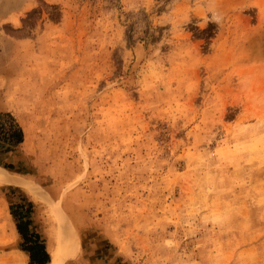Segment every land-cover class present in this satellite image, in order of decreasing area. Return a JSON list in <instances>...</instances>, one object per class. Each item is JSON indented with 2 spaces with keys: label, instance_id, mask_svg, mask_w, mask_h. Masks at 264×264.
I'll return each instance as SVG.
<instances>
[{
  "label": "rangeland",
  "instance_id": "rangeland-1",
  "mask_svg": "<svg viewBox=\"0 0 264 264\" xmlns=\"http://www.w3.org/2000/svg\"><path fill=\"white\" fill-rule=\"evenodd\" d=\"M1 111L0 264H264V0H0Z\"/></svg>",
  "mask_w": 264,
  "mask_h": 264
},
{
  "label": "trees",
  "instance_id": "trees-1",
  "mask_svg": "<svg viewBox=\"0 0 264 264\" xmlns=\"http://www.w3.org/2000/svg\"><path fill=\"white\" fill-rule=\"evenodd\" d=\"M23 141V130L16 119L10 112H0V145L5 147H15ZM1 165V163H0ZM3 165V164H2ZM4 168L11 169L10 165H3ZM27 221L17 224V230L21 234L25 241L31 244L27 246L30 264H48L50 262V254L44 246L42 241L37 240L39 236L34 234L31 236L27 234ZM31 237L33 241L30 240ZM24 250V249H23ZM48 252V253H47ZM49 254V256H48ZM50 257V259H49Z\"/></svg>",
  "mask_w": 264,
  "mask_h": 264
},
{
  "label": "bare ground",
  "instance_id": "bare-ground-1",
  "mask_svg": "<svg viewBox=\"0 0 264 264\" xmlns=\"http://www.w3.org/2000/svg\"><path fill=\"white\" fill-rule=\"evenodd\" d=\"M1 182L15 185V186H25L28 187L29 185L20 177L7 174L0 177ZM65 255L61 253L57 248L51 251V259L48 264H64Z\"/></svg>",
  "mask_w": 264,
  "mask_h": 264
},
{
  "label": "crops",
  "instance_id": "crops-1",
  "mask_svg": "<svg viewBox=\"0 0 264 264\" xmlns=\"http://www.w3.org/2000/svg\"><path fill=\"white\" fill-rule=\"evenodd\" d=\"M97 261H89L88 264H115L117 255L112 254L109 249H104L100 252L99 258H96ZM66 264H86L85 260L82 258L76 261H68Z\"/></svg>",
  "mask_w": 264,
  "mask_h": 264
}]
</instances>
